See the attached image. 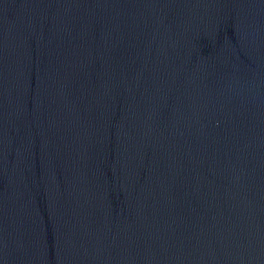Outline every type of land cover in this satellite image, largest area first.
Here are the masks:
<instances>
[{
	"label": "water",
	"instance_id": "water-1",
	"mask_svg": "<svg viewBox=\"0 0 264 264\" xmlns=\"http://www.w3.org/2000/svg\"><path fill=\"white\" fill-rule=\"evenodd\" d=\"M0 264H264V0H0Z\"/></svg>",
	"mask_w": 264,
	"mask_h": 264
}]
</instances>
